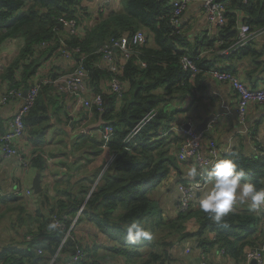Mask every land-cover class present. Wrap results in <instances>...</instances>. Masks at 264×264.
Returning <instances> with one entry per match:
<instances>
[{
  "label": "trees",
  "instance_id": "1",
  "mask_svg": "<svg viewBox=\"0 0 264 264\" xmlns=\"http://www.w3.org/2000/svg\"><path fill=\"white\" fill-rule=\"evenodd\" d=\"M215 1L226 5V22L217 28L216 36H204L192 44L184 36L181 24L179 27L172 24L170 0H119V7L104 4L102 10L100 7L90 10L83 4L84 0H0V48L12 42L19 43L15 56L1 64L0 85L24 92L41 72L55 78L57 72L66 73L82 66L88 88L92 94L101 95L103 102L100 110L93 107L89 112H80L79 119H74V126L85 127L100 119L103 126L112 128L106 145L112 156L109 164L106 161L94 164L92 159L103 152L99 130L88 134L79 131L69 150L67 141H58L65 144L64 149L59 150L61 156L67 157L69 151L78 150V156L85 159L83 166L87 167V173L74 181L67 175L72 179L68 180V188H54L55 196L38 194V207L31 212L25 206H19L22 197L0 196V205L17 213L6 231L10 233L11 227L20 237L0 248V264H49L55 254L52 264H67L76 247L83 248L88 259L100 264L96 254L75 238L74 231L83 221L105 236L111 243L108 249L124 264H171L170 252L175 244L192 238L196 239L195 247L202 254L218 248L235 261L243 260L249 249L261 246L264 222L249 203L236 204L223 222L217 224L209 214L201 211L198 202H191L185 211L176 209L174 215L164 219L160 208L152 210V200L148 198L153 189L160 187L174 170H178V159L172 152L177 137L171 138L170 134L174 112H167L166 107L186 97L192 102L197 101L206 89L208 76L205 73L211 69L235 73L233 69L222 67L221 61L229 57L256 59L258 54L251 41L229 54L216 52L211 57L201 56L203 50H214L216 41H219L216 51L232 48L242 23L252 32L264 29V0ZM59 18L75 20L82 26L83 34H68L59 24ZM136 31L144 33L145 41L133 47L123 66L119 78L128 89L116 106L115 96L107 87L112 73L102 65L99 49L123 34ZM43 42L48 45L38 48ZM62 48L71 53L73 62L64 64L65 69L46 64L50 58H57L58 50ZM115 55H119L118 50ZM183 56L194 61L196 74L181 67ZM152 112L154 116L126 142L130 131ZM53 113H61L64 123H69L63 100L55 93L54 86L41 85L34 105L23 119L25 133L35 146L30 154V166L40 174L48 171V160L53 158V154L42 148ZM83 121L86 123L82 124ZM222 158L234 159L239 169L245 171L242 183L251 182L258 189L264 188V157H246L234 149L222 153L219 159ZM66 161H61L62 166L73 170L76 160L69 165ZM100 172L99 183L92 188ZM209 179L206 171L203 183ZM180 183L187 181L181 179ZM12 203L16 205L11 207ZM82 205L81 214L69 233L73 239L68 237L61 245L71 219ZM53 216L66 218L63 230L53 227ZM3 217L4 214H0V218ZM136 221L144 224L150 238L129 244L126 228Z\"/></svg>",
  "mask_w": 264,
  "mask_h": 264
},
{
  "label": "crops",
  "instance_id": "2",
  "mask_svg": "<svg viewBox=\"0 0 264 264\" xmlns=\"http://www.w3.org/2000/svg\"><path fill=\"white\" fill-rule=\"evenodd\" d=\"M101 2L102 0H84L83 4L88 6L90 10H95L100 6ZM106 5L119 7L120 3L119 0H111V2ZM180 23L182 27L181 30L184 31V36L189 43L193 44L196 40L204 36H216L217 28L207 20L201 2L199 1H192L189 4L181 16ZM251 41H253L251 45L258 52V54H256V59L255 57H229V59L221 61L220 64H222L221 66L224 68L233 69L235 72L234 74L242 83L248 88L255 89L264 86V33L256 32L251 38L250 42ZM218 46L219 41H216L214 50H203L201 56L211 57V54L216 52L218 54H223V51H216V47ZM3 61L4 60L0 58V68L1 64H5ZM46 62V64L59 66L61 69H65L64 64L67 63L58 57L55 59L50 58ZM205 85L206 89L199 95L197 101L192 102L190 97H186L180 101H174L168 105L169 107H166L167 112L175 111L172 113L173 122L170 124L171 127L178 126L180 123H186L188 118H192V125L195 126L207 115L214 112L216 114V119L210 124L208 130L204 131L205 137L214 139L222 152H230L237 149L246 157H264V104L250 103L246 108L245 119L240 123L235 113L237 100L232 89L228 87V85L218 83L210 77H206ZM22 102V99H13L5 105L0 106V133L5 132L6 120L17 111ZM74 119L76 120V117H74ZM85 123L86 121H83L82 124ZM73 126L70 127L69 123H64L61 113H53L50 121H48V129L43 139L44 144L42 148L46 150V153H52L53 158L49 161L48 171L40 174V185L42 188L40 193H47L50 196H55L54 188L61 190L68 188V180L71 179L67 178V175H71L72 179H76L87 173V167L83 166L85 159L78 156V150L73 152L69 151L68 157L61 156L59 152V150L64 149L65 144H59L58 141H67V150H69L73 138L84 127L77 126L76 129H74ZM170 134L171 138L177 137L176 142H173L172 148V152L176 156L181 139H183V134L175 130V128H173ZM19 147L24 154L29 156L35 149V146H33L26 133L23 139L20 140ZM110 157L112 156L108 151L103 149L100 155L93 156L92 159L94 160V164H101L102 161L106 160V164H109ZM66 159L67 165L76 160V165L73 170H68L66 166H62L61 161ZM177 162L178 170H174L175 172L172 173L160 187L151 192L156 193L162 191L165 186H168L167 189L172 186L177 189L181 179L189 181L199 178V176L192 177L188 175L190 168H197L193 160L190 159L187 162H180L177 160ZM36 171L37 170L30 165L24 168L15 158H5L0 150V192L3 195L9 194L13 190H24L27 188L32 190V181ZM198 171L202 173L200 179L203 180L206 172L200 169H198ZM101 174L102 172H100L92 188H94L96 183H99L98 180ZM212 184L213 181L211 179L204 181L203 187L196 193V202L199 203V199L202 197L203 193L208 191L212 187ZM37 195L38 194L33 193L30 198H23L19 206H25L24 208L31 212L38 207ZM178 198L179 192H177L175 204L178 202ZM15 205L16 203H12L11 207ZM176 209L175 207L169 210V216L164 214V219H166L165 217L174 215L177 211ZM256 212L261 215V220L264 222V205L256 210ZM2 213L4 217L0 218V248L12 244V241L20 239L11 227H9L10 233L6 231L8 223L10 225L11 221L16 218L17 213L9 212L7 206L0 205V214ZM74 234L75 238L82 245H87L92 251L91 253H93V255L96 254V260L99 261L100 264H124L122 259L108 249L111 243L89 222H81L79 227L75 229ZM195 246V238L185 240L179 244L176 243L170 252L173 260L171 264H247L244 259H239L238 261L241 262L238 263V261L230 258L223 253V250H219L218 248H214L202 254ZM186 248L189 249L187 253L185 252Z\"/></svg>",
  "mask_w": 264,
  "mask_h": 264
},
{
  "label": "built area",
  "instance_id": "3",
  "mask_svg": "<svg viewBox=\"0 0 264 264\" xmlns=\"http://www.w3.org/2000/svg\"><path fill=\"white\" fill-rule=\"evenodd\" d=\"M192 1L201 2L203 12L207 20L215 28L222 26L225 20L226 5L215 0H170L172 5L171 22L176 27H179L181 16L186 8ZM111 0H102L100 4V10H102L104 4H108ZM59 24L63 25L66 32L73 36H81L83 34V28L75 20H65L64 18L58 19ZM256 32H252L249 26L245 23L239 26V36L237 41L233 44L232 48L223 51V54H229L231 51H235L240 47L245 46L255 35ZM257 33H264V29H260ZM145 41V35L142 31H136L132 34H123L116 40H111L110 43L102 46L99 51L102 54V65L112 73L111 78L107 81V87L110 94H113L116 99V106H119L122 96L128 89L127 84L119 77L122 75L123 66L127 59L132 54V49L135 46L143 44ZM48 45V42L41 43L38 48H44ZM115 50L119 51V55H115ZM59 56L65 62H73L72 55L68 50L59 49ZM181 67L186 71H191L193 74L198 72L197 67L192 59L187 56H183L180 60ZM143 65V64H142ZM73 66V64H72ZM208 77L214 81L226 84L232 89L236 96V109L235 113L239 122H243L246 116V108L250 103L264 104V86L252 89L248 88L242 83L235 74L230 72L221 71L218 69H211L205 73ZM51 84L54 86V91L61 96L64 108L68 117H76L79 119L80 112H89L93 107L101 109L102 97L101 95L92 94L90 88H88L87 75L82 66H78L70 72L62 73L57 72L55 78L45 75V72H41L34 78L29 87L25 90V95L20 89L11 87L6 88L4 85H0V106L5 105L13 99H22L23 102L17 111L6 120V130L0 133V150L5 158H15L24 167L27 168L30 165L31 157L24 154L20 147V140L23 139L25 134V126L23 119L28 114L31 107L34 105L36 96L38 94L41 85ZM80 109V110H79ZM154 112L149 113L136 127H134L126 137L128 142L139 130L147 123L153 116ZM184 124H189V129H184ZM175 130L182 132L183 139L180 142L177 159L180 162H187L190 159L194 161L198 169L206 172L211 169L216 160L224 152L217 146L216 142L212 138L205 137L204 132L196 133L192 129V118H188L186 123H180L178 126L173 127ZM172 128V129H173ZM171 129V130H172ZM101 139L102 147L106 149L107 142L111 137L112 128L110 126H102L98 129ZM167 133V132H166ZM204 147V149H203ZM50 160H48L49 163ZM97 184V183H96ZM203 187V180L200 178L187 181V183L178 184L179 191V211H185L189 208L191 202H196V193ZM17 195L19 197L28 199L33 195V191L30 188L24 190H13L6 195ZM0 192V196H6ZM83 205L78 209L75 216L71 219L68 230L65 232L61 245L70 237L69 233L77 222L78 217L81 214ZM53 218L54 228L63 230L65 228L63 218ZM29 239V238H28ZM60 245V246H61ZM188 248L185 249L187 253ZM41 253V250H37ZM88 254L81 247H76L74 254L70 257L67 264H95L91 259L87 258ZM56 254L52 257L50 264L55 261ZM244 260L247 264L250 261H254L255 264H264V239L261 246L258 248L249 249L245 252Z\"/></svg>",
  "mask_w": 264,
  "mask_h": 264
},
{
  "label": "clouds",
  "instance_id": "4",
  "mask_svg": "<svg viewBox=\"0 0 264 264\" xmlns=\"http://www.w3.org/2000/svg\"><path fill=\"white\" fill-rule=\"evenodd\" d=\"M188 175L197 177L202 175L196 167L188 171ZM245 171L239 169L234 159L222 158L216 160L207 176L213 181L212 187L203 193L199 199V208L217 224L240 203H249L252 210H258L264 205V188L258 189L251 182H244ZM54 227V225H53ZM150 238V232L140 221L131 223L126 228V239L129 244H136L141 239Z\"/></svg>",
  "mask_w": 264,
  "mask_h": 264
},
{
  "label": "rangeland",
  "instance_id": "5",
  "mask_svg": "<svg viewBox=\"0 0 264 264\" xmlns=\"http://www.w3.org/2000/svg\"><path fill=\"white\" fill-rule=\"evenodd\" d=\"M4 46L5 45H3L0 48V58H2L4 60L3 61L4 63H7L17 53L18 47H19V43L18 42H12V43H10V45H6L5 47ZM172 112H175V111L173 110ZM69 121H70V119H69ZM89 121L90 120H88V122ZM172 122H173V117L171 118V123ZM73 127H74V129H76L77 126H73ZM84 128H82V130H80V132L83 131ZM102 149H104V148H102ZM111 158L112 157L109 158V162L112 160ZM106 162H107V160H106ZM54 165H55V161H54ZM74 180L75 179H73V181ZM167 187L168 186L163 187L162 191H159V192H156V193H154V192L149 193L148 194V198L150 199V201L152 200L151 203H152V210L153 211H155L157 208H160V210L162 212V215L165 214L166 216H169L170 215V213H168L169 210H172V208H175V207L178 209V207H179V202H177L175 204V198H176L177 192H179V191H178V186H177V189L175 187H173V186L169 187V189H167ZM165 218H168V217H165ZM239 262H241V261H238V263Z\"/></svg>",
  "mask_w": 264,
  "mask_h": 264
},
{
  "label": "water",
  "instance_id": "6",
  "mask_svg": "<svg viewBox=\"0 0 264 264\" xmlns=\"http://www.w3.org/2000/svg\"><path fill=\"white\" fill-rule=\"evenodd\" d=\"M24 95H25V91L23 92V96ZM69 119H70L69 126L72 127L73 123H74V119L71 116L69 117ZM215 119H216V114L214 112H212L209 115H207L201 122L196 124L195 126L192 125V129L196 133L207 131L210 124L213 123L215 121ZM103 124H104V122L102 120L98 119L97 122L91 123V124H88L87 126H85L83 132L85 134H88L94 130H98L101 126H103ZM189 127H191L189 124H184V126H183L184 129H189ZM40 181H41L40 172L36 171V174H35L33 181H32V190H33L34 194H39L42 191ZM250 264H255V263L252 260V261H250Z\"/></svg>",
  "mask_w": 264,
  "mask_h": 264
}]
</instances>
